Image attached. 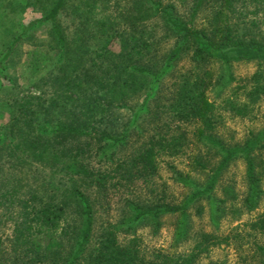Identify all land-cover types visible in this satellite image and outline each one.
<instances>
[{
	"label": "trees",
	"instance_id": "1",
	"mask_svg": "<svg viewBox=\"0 0 264 264\" xmlns=\"http://www.w3.org/2000/svg\"><path fill=\"white\" fill-rule=\"evenodd\" d=\"M137 1L141 8L127 14L121 27L115 18L95 13L96 5L86 4L65 32L56 17L66 0H53L13 39L33 23L46 22L54 59L43 66L41 52L34 48L27 84L11 87L5 99L11 110L0 123V160L10 169L38 166L41 181L35 190L17 173L16 183L0 184V224L10 222L6 241L0 240V264H196L213 246L229 243L231 234L237 243L243 239L239 225L226 234L215 228L225 215L238 219L243 209L255 208L264 198L259 156L264 127L250 130L240 142H224L215 130L220 117L216 98L233 79L230 62H264V35L242 26L239 16L264 10V0H215L219 6L201 27L194 26L193 16L203 0H192L191 24L176 15L187 0ZM152 17L161 18L163 30L173 35L160 58L152 56V44L137 24ZM117 35L119 49L113 52L108 43ZM13 41L0 56V78L7 77L1 71ZM184 57L186 64H180ZM213 62L220 68L216 74L209 67ZM166 79L168 94L160 97L156 93ZM208 91H213L211 98ZM224 102L238 114L245 111L244 104ZM116 110H124L126 119L114 122ZM182 124L192 125L195 143L202 148L192 162L200 168L210 164L207 178L201 184L192 181L194 186L178 202L159 194L142 196L160 157L175 155L187 144ZM210 156L216 157L213 163ZM235 158L244 163L245 189L239 200L230 180H221ZM5 176L14 175L8 171ZM117 189L120 215L96 224V212L108 209L109 194ZM201 200L207 202L214 228L196 232L187 249L150 253L140 245L136 226L145 220L157 227L167 213L177 215L176 242L186 240L189 210L195 205L199 212ZM245 223L252 232L264 233V208ZM251 253L254 264H264V242L256 241Z\"/></svg>",
	"mask_w": 264,
	"mask_h": 264
},
{
	"label": "rangeland",
	"instance_id": "2",
	"mask_svg": "<svg viewBox=\"0 0 264 264\" xmlns=\"http://www.w3.org/2000/svg\"><path fill=\"white\" fill-rule=\"evenodd\" d=\"M53 0H0V56L4 52L6 46L13 41L15 36L19 34L21 27L28 24L36 17L43 14L51 5ZM168 0H162L165 3ZM180 3L177 0H169ZM192 0H187L184 6H178L176 15L179 19L188 21ZM86 4H93L95 13L101 12V15L115 18L117 24L123 26L127 14H134L137 5L141 8L137 0H66L58 16L56 17L61 28L68 32L71 28V21L77 16L82 8H88ZM219 6L215 0H203L199 5L196 14L193 16V24L195 27H201L211 12ZM250 9V8H248ZM244 19L242 26H250L251 32L256 31L257 34L264 35V10L257 12L247 11L239 15ZM151 19V20H150ZM150 19H139L137 24L140 25L142 35L151 42L150 53L153 57L160 56L168 49L172 42V36L169 31H164L161 18L152 17ZM242 19H238L241 23ZM254 20L253 24L250 23ZM156 32V33H155ZM53 44V39L50 36L48 24L42 22L40 25L34 24L25 33H20L19 37L11 43L7 58L4 60V68L2 73L7 77L0 78V123L9 116L11 106L5 103L9 90L13 87L17 90V84H27L28 62L34 48H37L41 54L42 65L48 66V63L54 59L52 50L48 48ZM108 48L116 52L119 49V36H114L108 43ZM180 64H186V58L179 60ZM211 72L218 73L219 65L217 62L209 64ZM230 73L233 79L223 88L218 102L219 121L216 124L215 130L217 135L226 143H234L242 141L249 131H256L264 127V62L255 59H241L230 62ZM167 79L159 86V92L156 93L160 97H165L167 91ZM32 88V87H29ZM213 91H208V96L211 98ZM222 97V98H221ZM227 99L232 100L237 104H244V113L238 114L234 109L229 108L225 103ZM161 100V98H160ZM162 101V100H161ZM155 101L152 102V104ZM160 102H157L158 104ZM164 116V114H163ZM127 113L124 110L118 111L113 115L114 122L119 123L125 120ZM176 124V121H173ZM143 129L147 126L142 125ZM186 126V127H185ZM182 129L185 134V143H187L181 152L172 156H161L158 161L157 173L153 176L152 181L146 183L141 188V195L150 198L153 195H161L171 202H178L191 189L194 184H201L208 176L209 166L200 168L193 164L192 157L200 155L202 148L195 143V138L192 132V125L182 124ZM1 141V139H0ZM8 142V139H7ZM6 143V140H4ZM264 166V150L259 155ZM216 157H209V162L213 163ZM244 163L242 159L235 158L226 166L221 180H230L236 191L237 199L239 200L245 189L243 178ZM11 172L14 176H5L7 172ZM17 173L20 180L29 185L30 188L38 187L41 181L38 176L40 168L38 166H29L25 164L22 168L10 169L3 159L0 160V184H12L17 182ZM264 188V178L262 180ZM8 186V185H7ZM10 186V185H9ZM17 187V184L14 186ZM219 187V185H218ZM27 188L22 186V190ZM116 190V189H115ZM109 194L108 209H99L96 212L95 223L105 220L106 218L115 220L120 215V191ZM136 191L137 188H135ZM134 193L133 190L127 195ZM216 195H221L220 188L215 189ZM201 208L199 212L193 206L190 208V219L188 220V238L184 241L176 242L174 227L176 224V214H164L160 217V223L154 227L151 222L142 221L134 229V233L139 236L140 245L150 253H154L159 249H175L185 250L190 245L196 232L200 229L211 230L214 228L208 220V205L205 200H201ZM240 203V202H239ZM238 203V204H239ZM262 208H264V198H261L259 204L250 210H245L240 213L238 219H230L231 216L225 215L219 220L218 227L215 231L221 234L229 233L230 229L235 225H239L238 230L241 232L243 239L238 243L233 235L230 237L229 243H220L213 246L207 252L199 256L196 264H210L213 260H224L225 264H254L251 253V247L257 241L264 242V233L252 232L244 221L253 218ZM1 209V208H0ZM107 211V212H105ZM18 216V212H17ZM10 231V222L5 220L0 224V240L6 241V234ZM126 236H129V234ZM193 236V237H192Z\"/></svg>",
	"mask_w": 264,
	"mask_h": 264
}]
</instances>
